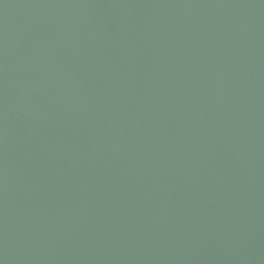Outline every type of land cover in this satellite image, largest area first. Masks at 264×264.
<instances>
[{
	"label": "water",
	"instance_id": "1",
	"mask_svg": "<svg viewBox=\"0 0 264 264\" xmlns=\"http://www.w3.org/2000/svg\"><path fill=\"white\" fill-rule=\"evenodd\" d=\"M0 264H264V0H0Z\"/></svg>",
	"mask_w": 264,
	"mask_h": 264
}]
</instances>
